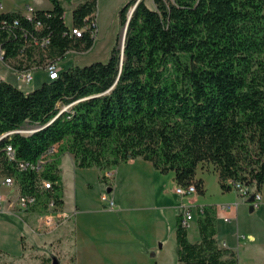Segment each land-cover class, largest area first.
<instances>
[{
	"label": "trees",
	"instance_id": "obj_1",
	"mask_svg": "<svg viewBox=\"0 0 264 264\" xmlns=\"http://www.w3.org/2000/svg\"><path fill=\"white\" fill-rule=\"evenodd\" d=\"M51 1L52 7L38 12L40 30L17 10L0 13V43L16 70L40 68L47 59L60 63L71 49L93 46L90 31L68 34L63 0ZM70 1L75 26L85 25L97 10V0ZM152 2L130 0L122 7L124 43L119 33L107 61L73 65L29 92L0 82L2 179L15 176L24 193L37 192L42 179L51 180L62 202L55 161L47 158L40 169L18 170L3 150L9 141L18 160L36 162L67 150L77 167L107 170L141 158L162 173L173 172L178 185L194 183L200 193L205 185L196 171L207 164L225 190L232 188L228 179L262 188L264 0ZM45 37V46H26L20 55L26 42ZM26 124L33 132L16 131ZM9 131H14L9 140L1 136ZM197 212L200 238L194 242L184 211L177 214L179 262L239 264L237 252L217 237L216 207L199 205Z\"/></svg>",
	"mask_w": 264,
	"mask_h": 264
},
{
	"label": "rangeland",
	"instance_id": "obj_2",
	"mask_svg": "<svg viewBox=\"0 0 264 264\" xmlns=\"http://www.w3.org/2000/svg\"><path fill=\"white\" fill-rule=\"evenodd\" d=\"M2 1L6 7L24 3L53 5L51 0ZM129 1L97 0L98 29L93 46L84 51H68L60 61L61 71L73 65L108 60L118 34L124 37L120 10ZM62 2L67 8L65 21L69 26L74 2ZM147 3L153 6L152 0ZM8 69L0 63V76L19 87L18 77ZM46 81L47 70L38 68L34 80L22 85L21 90L32 91ZM24 127L33 128L29 124ZM47 158L54 160L60 170L62 197L66 210L72 213V223L69 218L55 227H44L42 207L17 215L0 212V264H53L55 259L59 264H181L177 256L175 209L183 212L191 207L194 212L198 204L228 203L237 207V219H218V238L234 245L239 264H264V184L261 204L250 211L248 197L235 188L223 189L211 165H199L196 171V178L204 180L205 192L183 195L175 191L178 184L172 180V172L162 173L141 158L107 170L77 167L67 150H57ZM111 187L113 190L108 191ZM250 189L252 193L257 191L254 186ZM8 191L0 177V192ZM90 229L98 232L87 238L84 230L92 232ZM159 234L163 239H157ZM188 234L193 242L200 238L197 218L189 220ZM250 234L255 238L250 239ZM85 245L92 251L86 253Z\"/></svg>",
	"mask_w": 264,
	"mask_h": 264
},
{
	"label": "built area",
	"instance_id": "obj_3",
	"mask_svg": "<svg viewBox=\"0 0 264 264\" xmlns=\"http://www.w3.org/2000/svg\"><path fill=\"white\" fill-rule=\"evenodd\" d=\"M47 8L45 7H38L32 3H24L23 5H18L14 11H19L24 17L29 19L30 21L34 22L35 28L37 30H40L42 28V22L38 19V12L40 11H46ZM9 10L6 9L5 4L2 0H0V13L7 12ZM96 15L97 11L90 16H87L86 20L88 21L85 25L79 27L75 26L73 24L69 25L68 34L72 37H80L85 32L90 31L92 37L96 36V31L98 29L97 21H96ZM14 24H18V19L14 21ZM24 35H28V32L26 30L23 31ZM49 42V38L45 37L40 39H35L31 43H27L24 45V47L21 50L20 55H24L23 49H25L26 46L31 45H40L45 46ZM70 51H77L74 49H71ZM6 50L0 43V63H2L6 68H9L8 70L12 73H14L18 77L19 87L22 89V85L31 83L34 80V71L38 69L37 66H32L31 68H22L19 70H16L14 66L9 62V60L5 59ZM44 69L47 70L49 80H54L59 77L61 72V67L59 61H52L50 59H47L45 63L42 66ZM41 68V67H40ZM1 81H7V79L4 76H0V82ZM34 129L30 128H22L18 129L16 131H19L21 133H29L32 132ZM14 131H9L1 135L5 139H10V135ZM3 150L7 156V158L10 161L16 162V167L18 170H25V169H40L42 165H44L47 162V157L42 156L40 157L36 162H30L26 160H18L16 157V150L13 145L7 141L6 144L3 147ZM52 152V151H50ZM232 188L237 189L242 194L249 197L251 194L255 195V201L254 205L255 207L259 206L260 200L262 199V194L259 190L252 193L250 186L241 182L240 180L235 179H228L227 181ZM2 184L5 187L9 188V191L7 194L0 192V212L11 214V215H17L21 214L23 212H29V211H35L38 208L44 210L42 214L43 219V226L44 227H55L59 225L60 223L68 220L71 217V213L61 206L59 200L55 196L56 190L54 189V183L51 180L48 179H42L40 183L39 190L37 192H20L19 189H17L16 179L13 175H6L2 179ZM51 191L50 195L48 194L46 199H43V196L47 194L48 191ZM175 191L178 194H191L193 192L197 191V187L194 183L190 185H178L175 188ZM104 199H106V195L103 196ZM113 204V201L111 202ZM234 205L232 204H224L220 205V209H229L232 208ZM192 218L191 209L188 207L184 211V221L183 223L185 225H188L189 220ZM222 246L227 247V243L223 241Z\"/></svg>",
	"mask_w": 264,
	"mask_h": 264
},
{
	"label": "crops",
	"instance_id": "obj_4",
	"mask_svg": "<svg viewBox=\"0 0 264 264\" xmlns=\"http://www.w3.org/2000/svg\"><path fill=\"white\" fill-rule=\"evenodd\" d=\"M66 1H70V0H66ZM34 5H36V4H34ZM18 5H16V6H13V7H6V9L7 10H13V9H15L16 7H17ZM36 6H38V5H36ZM38 7H44V6H38ZM52 7V6H51ZM45 8H49V7H45ZM67 9V8H66ZM67 11V10H66ZM65 15H66V13H65ZM128 162H132V160H130V161H128ZM127 162V163H128ZM172 180L174 181V182H176L175 181V177H174V173L172 172ZM261 189H263V186H262V188ZM261 189L259 190V191H261ZM111 190H113V187H111ZM262 194V193H261ZM60 199L62 200V202H61V206L63 207V209H65L66 210V205H65V202H64V200H63V197H62V195H61V197H60ZM248 199V198H247ZM76 204V203H75ZM228 204H232L233 205V203H228ZM261 204V203H260ZM259 204V205H260ZM199 205H204V204H198V206ZM220 205H224V204H220ZM220 205H214L215 207H216V215H217V220L218 219H220V218H222V219H225V220H229V221H231L232 219H237V215H238V213L236 212L237 211V207H232V208H229V209H220ZM75 206V205H74ZM113 206H114V203H113ZM162 207V206H161ZM166 207V206H165ZM190 209H191V207H190ZM76 210V209H75ZM111 210H114V209H112L111 208ZM235 210V211H234ZM255 210V209H254ZM253 210V211H254ZM79 214L81 213V211H79L78 212ZM178 213H180L179 212V210H178V208H176L175 209V214L177 215ZM191 213H192V218L191 219H193V218H197L198 219V212H197V207L195 208V211L193 212L192 211V209H191ZM72 214V213H71ZM71 219L69 220V222H71L72 223V215H71V217H70ZM189 223V222H188ZM75 226V225H74ZM216 227H217V225H216ZM78 230V227H76L75 226V230ZM90 231H92V229H90ZM79 232H80V230H79ZM97 232L98 231H96V230H94V231H92V232H89V231H85L84 230V236L85 237H87V238H90L91 236L93 237L94 235H96L97 234ZM88 233V234H87ZM218 233V232H217ZM189 235V234H188ZM90 236V237H89ZM217 237H218V234H217ZM249 237H250V239H254L255 238V236L253 235V234H250L249 235ZM163 239V236L162 235H160L159 234V236L157 237V239ZM219 239V238H218ZM236 239H237V241H236V244L237 245H239V234H238V232H237V234H236ZM198 240V239H197ZM220 240V242L222 243L223 241H225L226 243H227V247L228 248H231V249H234L235 250V248H234V245L233 244H230V243H228L227 242V240L225 239V238H221V239H219ZM90 243H92V241L90 240ZM85 252L86 253H88V252H90V251H92V248H90L89 246H86L85 245Z\"/></svg>",
	"mask_w": 264,
	"mask_h": 264
},
{
	"label": "water",
	"instance_id": "obj_5",
	"mask_svg": "<svg viewBox=\"0 0 264 264\" xmlns=\"http://www.w3.org/2000/svg\"><path fill=\"white\" fill-rule=\"evenodd\" d=\"M133 11V10H132ZM126 29L127 26L125 27V32H124V38H125V34H126ZM123 43H124V39H123ZM108 191H111V188L108 189ZM248 203L250 204V211H253L255 209V205H254V201H255V195L251 194L248 199H247ZM53 264H59L57 259H55L53 261Z\"/></svg>",
	"mask_w": 264,
	"mask_h": 264
},
{
	"label": "bare ground",
	"instance_id": "obj_6",
	"mask_svg": "<svg viewBox=\"0 0 264 264\" xmlns=\"http://www.w3.org/2000/svg\"><path fill=\"white\" fill-rule=\"evenodd\" d=\"M33 132V131H32Z\"/></svg>",
	"mask_w": 264,
	"mask_h": 264
}]
</instances>
